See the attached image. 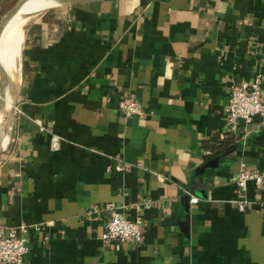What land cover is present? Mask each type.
<instances>
[{"label":"crops","instance_id":"0c3cea01","mask_svg":"<svg viewBox=\"0 0 264 264\" xmlns=\"http://www.w3.org/2000/svg\"><path fill=\"white\" fill-rule=\"evenodd\" d=\"M53 7L25 28L0 154V229L38 226L23 264H264V186L249 181L253 201L234 202L240 167L264 170V144L247 141L264 120H241L238 145L211 151L233 81L260 73L264 99V0ZM121 94L141 111L125 116ZM108 204L142 219L141 241L101 239Z\"/></svg>","mask_w":264,"mask_h":264},{"label":"built area","instance_id":"2783aa9c","mask_svg":"<svg viewBox=\"0 0 264 264\" xmlns=\"http://www.w3.org/2000/svg\"><path fill=\"white\" fill-rule=\"evenodd\" d=\"M262 75L257 73L250 81H233L230 84L229 95L226 103L227 132L235 133L239 123L243 120L250 122L254 115H259L264 120V99L261 92ZM118 107L125 116H131L141 111L142 102L129 95L121 94L118 99ZM53 149L59 148V136L53 135L51 139ZM115 160L113 168L122 171L127 168V163L119 156ZM138 164V163H137ZM255 186H264V170L249 168L242 165L235 178L237 197L234 199L238 209L243 210L253 200L247 195L248 182ZM190 201L196 202L198 197L189 192ZM264 208V198L258 201ZM136 206H149L148 199L136 202ZM109 215L100 232L101 239L106 243H137L143 238L140 217H129L123 210L108 204ZM30 227L37 225L21 224L19 226L0 229V263L23 264L24 256L28 251V233Z\"/></svg>","mask_w":264,"mask_h":264},{"label":"bare ground","instance_id":"6f19581e","mask_svg":"<svg viewBox=\"0 0 264 264\" xmlns=\"http://www.w3.org/2000/svg\"><path fill=\"white\" fill-rule=\"evenodd\" d=\"M55 3L52 0H27L20 9L9 19V25L2 30L3 47H0V62L4 65L8 73V78L11 84L10 95L6 99L5 105L0 109V136L3 137L4 115L6 114L5 107L13 100L14 90H17L19 79L16 76L20 74L21 51L24 40L25 28L27 23L37 18L46 8L53 6ZM16 27V38L12 45L9 44V35L12 30L10 27ZM5 27V25H4ZM5 32V34H3ZM16 74V76H15ZM1 98V96H0ZM1 144V141H0Z\"/></svg>","mask_w":264,"mask_h":264},{"label":"water","instance_id":"95a60500","mask_svg":"<svg viewBox=\"0 0 264 264\" xmlns=\"http://www.w3.org/2000/svg\"><path fill=\"white\" fill-rule=\"evenodd\" d=\"M27 0H16L1 16H0V36L4 25L10 19V17L15 14L20 7L26 2ZM55 4L59 3H69L74 1L80 0H52ZM54 4V5H55ZM11 84L8 78L7 70L5 69L4 65L0 62V109L2 106L5 105L7 97L10 95ZM6 109V114L4 115V126H3V138L0 144V154L5 150L8 142H9V134L12 128V123L15 114V104L12 100L10 104H8Z\"/></svg>","mask_w":264,"mask_h":264},{"label":"trees","instance_id":"16d2710c","mask_svg":"<svg viewBox=\"0 0 264 264\" xmlns=\"http://www.w3.org/2000/svg\"><path fill=\"white\" fill-rule=\"evenodd\" d=\"M212 140L214 143L211 144V151L216 154L223 153L238 145V138L228 132L221 138L218 134H215L212 136ZM247 141L249 143L264 144V121L262 127L257 132L247 137Z\"/></svg>","mask_w":264,"mask_h":264},{"label":"rangeland","instance_id":"374dc122","mask_svg":"<svg viewBox=\"0 0 264 264\" xmlns=\"http://www.w3.org/2000/svg\"><path fill=\"white\" fill-rule=\"evenodd\" d=\"M52 8H54L53 6H51V7H48V8H46L43 12H47L48 10H50V9H52ZM42 12V13H43ZM41 13V14H42ZM14 15V14H13ZM13 15L11 16V17H13ZM11 17H10V19H11ZM32 22V21H31ZM31 22H29V23H27V25H25V26H28ZM9 23V20L7 21V23L5 24V27L4 28H7V25H9L8 24ZM11 28V30H12V32H11V34L9 35L10 37H9V41H10V43L9 44H11L12 45V43H13V41L15 40V38H16V27L14 26V27H10ZM3 34H5V32L3 33ZM2 38V35L0 36V47L2 48L3 47V40L1 39ZM1 133V132H0ZM2 138L3 137H1L0 136V141L2 142Z\"/></svg>","mask_w":264,"mask_h":264}]
</instances>
